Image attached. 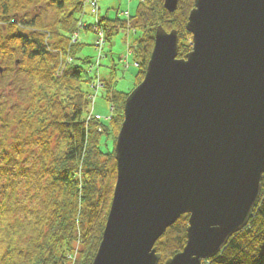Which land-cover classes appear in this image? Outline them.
<instances>
[{
  "label": "water",
  "instance_id": "water-1",
  "mask_svg": "<svg viewBox=\"0 0 264 264\" xmlns=\"http://www.w3.org/2000/svg\"><path fill=\"white\" fill-rule=\"evenodd\" d=\"M192 48L156 28L143 79L127 95L115 183L90 264H159L155 243L187 214L182 250L203 264L249 223L264 173V0H192ZM173 13L178 0H163Z\"/></svg>",
  "mask_w": 264,
  "mask_h": 264
},
{
  "label": "trees",
  "instance_id": "trees-1",
  "mask_svg": "<svg viewBox=\"0 0 264 264\" xmlns=\"http://www.w3.org/2000/svg\"><path fill=\"white\" fill-rule=\"evenodd\" d=\"M84 1L0 0V79L17 82L22 74L21 81L41 90L34 95L30 86L19 87L25 100L37 98L38 103L26 108L13 104L10 115L0 121V264H90L102 235L115 180L114 141L127 95L116 90L110 73L101 83L103 97L113 108L111 119L88 116L91 98L82 87L92 88L94 71L88 57L76 56L81 43L73 38L81 26ZM162 2L138 0L130 17V27L140 33L131 48L138 65L133 86L142 79L157 26L176 30L178 57L191 50L185 21L193 1L179 0L172 14ZM49 10L51 19L46 18ZM101 23L106 42L127 28L118 15L101 17ZM67 57L71 60L65 65L61 58ZM44 89L54 93L47 96ZM61 89L64 99L57 94ZM109 140L111 149L106 146ZM261 182L263 197L248 225L203 264H264V175ZM31 188L40 196L38 207L31 206ZM187 221L188 216L181 215L155 243L160 264L182 250ZM74 250L77 259L71 263Z\"/></svg>",
  "mask_w": 264,
  "mask_h": 264
},
{
  "label": "rangeland",
  "instance_id": "rangeland-1",
  "mask_svg": "<svg viewBox=\"0 0 264 264\" xmlns=\"http://www.w3.org/2000/svg\"><path fill=\"white\" fill-rule=\"evenodd\" d=\"M94 1V0H92ZM138 5V0H98V6L100 7V16L102 17H108V18H115L117 15L122 20L125 19L124 15H122V12H129L130 16H134L136 12V7ZM89 8V7H87ZM87 8H82L83 10H87ZM98 7L95 6L93 9H97ZM48 19H51L53 17L52 11H46ZM81 16V15H79ZM78 16V17H79ZM94 16V15H93ZM92 15L86 14L83 17V22L86 24H92L94 22V18ZM140 33H133L132 31L127 32L125 30H119V32L115 35H113L110 42H106L103 46V50H100L99 53L95 49V40H98L95 36V33L91 30L88 31H81L79 36V43H81V47L78 49L76 56L80 58L88 57L90 61H95L97 56V62H100V67H98V74L101 78L104 76L109 77L110 73L113 74V77L116 79V89L123 91V92H130L133 88V85L135 84V73L136 68L133 66V58L132 55L129 53L127 55L128 60L126 61V54L128 53V46L131 45L138 37ZM100 40H98V45H100ZM102 55H106L104 57H101ZM102 59V60H100ZM122 59V60H121ZM124 59V60H123ZM61 61H63V64H66V61L61 58ZM126 62L129 63L126 69L125 65ZM63 66V65H62ZM93 76V73H92ZM19 79L17 82L14 81H7V79L2 78L0 79V121L4 120L6 116L10 115L12 105L19 104L20 107L26 108L27 105L31 104H37L36 101L37 98H34V100L31 101L30 98H27L25 100V96L23 97V93H21L20 88L22 86H30V92L31 94L38 95L40 86L35 87L36 84L30 85L28 83H24L22 80V74L18 76ZM17 77V78H18ZM97 78V75H96ZM5 80V81H4ZM12 84V85H10ZM21 85V86H20ZM84 90L89 92L90 94H93V102H92V111H90L93 115H97L102 121H107L108 117L111 115L110 106L111 104L108 103L104 97L103 92L95 93L94 90L90 87L85 86L83 84ZM20 91V93H19ZM41 91V90H40ZM47 96H49L51 93L54 92L44 89ZM42 93V92H41ZM57 94L63 99L65 98L66 94L65 91L63 92L62 89L60 91H57ZM65 95V96H64ZM40 99L42 98V94H40ZM58 96V97H59ZM46 100L42 98L40 101V104L45 105ZM34 103V104H33ZM18 106V105H17ZM91 113L88 114V116H91ZM1 123V122H0ZM3 130V129H2ZM1 130V131H2ZM13 132V131H12ZM12 132H8V141H11ZM111 134L109 135V139H113L115 137V132L113 130L110 131ZM3 136V133H1L0 137ZM52 141H51V149L55 148L56 144V138L55 135L52 133ZM111 142L112 140L107 141L106 146H108L111 149ZM33 152H37L38 148L35 146L29 147ZM57 148V146H56ZM106 148V147H105ZM29 149V150H30ZM34 165V164H33ZM109 181V180H108ZM107 181V182H108ZM111 183V182H110ZM29 194H31V206H39L41 201L40 196L36 198V194L34 193V189H29ZM25 192V190L22 191V193ZM104 205V204H103ZM80 246V244H79ZM77 246L75 250L79 249L80 247ZM72 251V258L71 263H75V260L77 259L76 251ZM2 253V248L0 246V254ZM69 256V255H68ZM69 259V257H68Z\"/></svg>",
  "mask_w": 264,
  "mask_h": 264
}]
</instances>
